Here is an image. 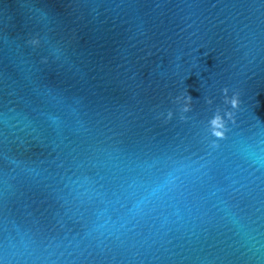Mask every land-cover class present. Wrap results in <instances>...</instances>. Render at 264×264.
<instances>
[{
    "label": "water",
    "instance_id": "water-1",
    "mask_svg": "<svg viewBox=\"0 0 264 264\" xmlns=\"http://www.w3.org/2000/svg\"><path fill=\"white\" fill-rule=\"evenodd\" d=\"M0 264H264V0H0Z\"/></svg>",
    "mask_w": 264,
    "mask_h": 264
}]
</instances>
